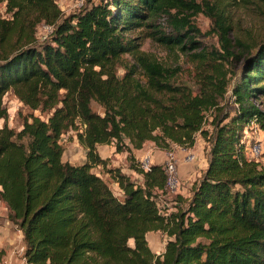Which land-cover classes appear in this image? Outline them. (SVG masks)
I'll return each mask as SVG.
<instances>
[{"label":"trees","instance_id":"16d2710c","mask_svg":"<svg viewBox=\"0 0 264 264\" xmlns=\"http://www.w3.org/2000/svg\"><path fill=\"white\" fill-rule=\"evenodd\" d=\"M0 4V201L20 230L25 264H264V165L245 156L241 140L249 124L264 131V40L235 53L228 24L207 12L219 49L205 51L188 34L197 33L196 0H85L66 14L54 0ZM39 23L50 28L41 39ZM145 38L190 57L194 89L176 80L178 67L141 49ZM230 58L239 65L232 82ZM8 90L46 118L30 112L19 130L7 127ZM67 130L85 149L80 164L61 160ZM196 134L208 143L205 166L184 204L160 213L161 164L142 171L131 149L189 148ZM109 143L141 176L136 183L106 168L120 196L91 171L106 167L95 146ZM149 231L167 237L159 254Z\"/></svg>","mask_w":264,"mask_h":264},{"label":"rangeland","instance_id":"374dc122","mask_svg":"<svg viewBox=\"0 0 264 264\" xmlns=\"http://www.w3.org/2000/svg\"><path fill=\"white\" fill-rule=\"evenodd\" d=\"M83 1L85 0H54L58 8L64 14L76 10L78 7L77 3H82ZM205 1L209 8L208 6L203 5ZM196 2L200 4L199 7L201 11H198L191 16V23L196 28L197 33L189 32L188 34L193 36L194 40L199 42L200 46L205 48V51L219 49L217 35L214 31L211 18L207 16V12H210L212 16L217 14L221 15L223 20L228 24L229 30L227 36L233 43V50L235 53L242 51V48L239 46L240 44L248 45L253 42L264 40V0H196ZM0 16H6V14L3 13L2 4H0ZM160 22L163 24L162 20H160ZM48 28L49 26L44 23L37 24L35 36L38 39L43 38L47 33ZM135 32L136 31H131L126 33V35H134ZM141 49L152 53L155 58L170 67H178L180 70L176 75V80L192 86L191 88L193 89L195 88L194 85H192L193 69L192 64L190 63V57L183 51H180L177 48H165L148 38L143 39ZM238 67L239 65L236 60L233 61L231 58L224 62L223 68L226 72V77L230 78V82H232L233 76L235 72H237ZM116 73L120 75L122 70L118 68ZM228 94L229 91H226L225 98L228 99L227 103L229 109H232L233 104H231L230 98H227ZM1 100L7 112L4 123L7 127L15 131L20 129L22 120L27 117L30 112L32 116H37L40 119H45L47 116V113L39 112L38 110L29 111L12 95L10 90L3 94ZM90 108L92 111H101V109L93 102L90 103ZM209 119L210 117L207 115V119L203 124V128L206 130H210V126L208 125ZM2 123L3 121L0 120V125ZM78 127L80 126L78 125ZM195 139L196 142L189 147L190 149H183L176 146L171 148L175 157L176 154H180L183 162H187L184 158L187 151H191L195 154V160L192 162L195 164V169L193 171L194 181L199 178V173L203 170L202 168L208 147L207 140H203L199 134L195 135ZM241 140L243 142L244 154L247 158H249V156L246 155V151L248 150L247 147L252 146L253 144L259 146L258 155L252 159L264 165V131L258 129L253 124L244 126ZM59 142L62 146V161L76 165L85 160V149L77 142L74 130H67L63 133L59 137ZM150 147L151 144H149L148 149H151ZM154 151L156 150L154 149ZM163 160L164 154L162 162ZM92 168L95 169H91V171L98 173L107 183L112 192L119 196V192L116 190L117 187L112 185L110 175H104L106 173V167L99 168L93 166ZM194 181L189 178L188 182L182 183L179 178V186L176 192H161L159 198H157L160 213L166 214L172 212L175 208L183 205L187 198V194L191 191L192 182ZM182 190L185 195L183 197L179 196V192ZM162 195L165 199L161 198ZM177 198L182 200L179 204H177ZM166 239V235L161 231H149L146 234L147 245L150 251L154 254L162 252ZM22 249L23 243L20 230L6 219V209L4 204L0 201V250L3 251L0 262L5 261L7 264H25L22 258Z\"/></svg>","mask_w":264,"mask_h":264},{"label":"crops","instance_id":"0c3cea01","mask_svg":"<svg viewBox=\"0 0 264 264\" xmlns=\"http://www.w3.org/2000/svg\"><path fill=\"white\" fill-rule=\"evenodd\" d=\"M194 142H196V139L194 140ZM149 144H151V147H150L151 149H148L149 148ZM154 149L156 151H154ZM95 150H96L97 155L101 159H106L107 160L106 168H118L119 171L122 174L128 176L130 180H133L136 183H140L141 182L140 174L135 173L130 167H128V161L126 159V156H127V152L126 151H122V152H118V153L114 152V147H113L112 143L96 145L95 146ZM187 152H191V151H187ZM191 153L193 154V159L191 161H187V162H183L182 161V157H180V154H176L177 171H178L179 178L181 179L182 183L188 182L189 178L192 179V181L195 180V179H193V171L195 169V167H194L195 164L192 163L195 160V154L193 152H191ZM145 154H147L149 156L151 164H161L162 159H163L164 151L160 150L157 147H155L154 144L152 142H149V141L144 142L142 144V146L140 148H138V149H131V155L133 156V158H134V160L136 162L139 161L142 158V156H144ZM205 163L206 162L204 160L203 168L205 166ZM96 167L100 168L101 166L96 165ZM91 169H95V168H91ZM96 174H98V173H96ZM104 175L108 176V173L106 172ZM112 185H115L117 187L116 183L113 182V181H112ZM190 185H191V183H190ZM116 190H118V192H119L118 195L120 196V194H121L120 193L121 192L120 189L117 187ZM160 193L161 192H159V191L156 192V200H157V198H159ZM179 193H180L179 196H181V197L185 196L184 193H183V190L180 191ZM190 194H191V191H189V193L187 194L186 200L188 199ZM161 198L165 199L163 195L161 196ZM177 199H178L177 200V204H179L182 200L179 199V198H177ZM172 203H174V202H172ZM174 210H172V211H174ZM145 237H146V235H145Z\"/></svg>","mask_w":264,"mask_h":264},{"label":"built area","instance_id":"2783aa9c","mask_svg":"<svg viewBox=\"0 0 264 264\" xmlns=\"http://www.w3.org/2000/svg\"><path fill=\"white\" fill-rule=\"evenodd\" d=\"M81 2L77 3V6H80ZM50 28H48L49 31ZM250 125V124H249ZM181 148V147H179ZM246 155L249 156L250 159L257 156L259 153V146L257 144H253L252 146L247 147ZM185 149V148H183ZM164 151V160L161 163L162 172L164 175L163 185L160 189V192H171L174 193L177 191L179 186V176L177 171V160L176 157L171 151V149L163 150ZM186 156L184 157L186 161H191L193 159V154L191 152H186ZM138 167L142 171L148 170L150 163V158L147 154L142 156V158L137 161ZM0 264H7L5 261H1Z\"/></svg>","mask_w":264,"mask_h":264}]
</instances>
